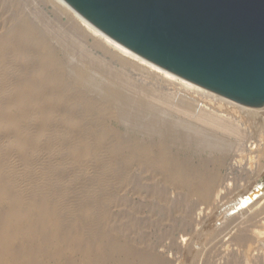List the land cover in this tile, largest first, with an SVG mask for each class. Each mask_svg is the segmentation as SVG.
<instances>
[{"label":"rangeland","instance_id":"374dc122","mask_svg":"<svg viewBox=\"0 0 264 264\" xmlns=\"http://www.w3.org/2000/svg\"><path fill=\"white\" fill-rule=\"evenodd\" d=\"M0 86V166L4 168L0 167V170L3 176H7H4L6 181L10 177L7 188L18 196L22 194L28 203L44 195L52 207H62V216L65 213V217L73 216L78 218L77 222L81 221L80 225L72 226L80 227L87 234L97 229L100 233L96 232V235H101L104 240L99 238L102 240L99 245L98 238L90 241L93 244L90 243L92 246L87 252L96 257L97 264H120L122 258L123 264H264V192L258 205L250 212H235L236 217L231 222L223 216L224 211H217L218 214L211 209L216 201L223 207L232 205L240 194L262 178L264 128L257 129L241 119L245 112L231 110L229 114L223 113L224 108L212 106L218 101L169 85L152 72L125 62L48 0H0ZM26 94L31 98V104L25 103ZM192 94L195 100L202 98L205 102V99L211 106L208 104L206 108L204 103H196L190 98ZM181 96L190 98L192 104L190 115L175 114L180 118V124L184 122L181 128H201L195 121L194 115L198 114L196 104L205 106L207 112L213 108L215 112H210L217 113L215 116L219 119L226 113L221 115L225 123L235 128L234 131L231 128L233 134L217 128L205 129L207 134L216 135L217 140L231 142L228 152L199 148L196 140L190 143L188 150L193 162H207L204 167L209 166L208 172L218 177V188L210 203L198 206L190 219L177 223L176 226L181 228L190 224L184 233H170L163 220L167 205L152 200L155 198L150 192L152 182L149 179L147 195L142 192L141 172L136 160L140 139L137 126L140 118L144 121L153 117V107L174 103ZM44 113L43 118L48 123L44 120L42 124ZM39 124L48 127L42 126V129ZM252 142L259 145L253 150L255 153L251 151ZM215 157L220 158L219 166L211 165ZM37 183L39 187L44 186L40 188L42 194L34 189L38 187ZM32 184L35 185L30 186ZM168 195L174 200L176 192L170 190ZM11 205L0 194V215H6ZM33 211L37 215L42 213L39 209ZM143 220L147 235L145 254L141 253ZM88 221H91L90 226L85 227V224L89 225ZM204 226L213 232L201 240ZM186 239L194 244L189 249L184 246ZM110 248H113L111 253ZM74 256L72 264H87L79 254Z\"/></svg>","mask_w":264,"mask_h":264},{"label":"bare ground","instance_id":"6f19581e","mask_svg":"<svg viewBox=\"0 0 264 264\" xmlns=\"http://www.w3.org/2000/svg\"><path fill=\"white\" fill-rule=\"evenodd\" d=\"M48 1L54 3L63 12L69 14L72 17V19H74L80 26H82L84 28V31H86L93 39L97 40L100 44H103L105 47L112 50L116 55H118V57H120L125 62H128L130 64L138 66L142 70L144 69L148 72L150 71V73L152 72V74L156 75L160 79L167 81L169 85H174V86L177 85V86H179L180 89L185 88V90L187 89V91H190L192 93L194 91L196 93H199L200 95L206 96L207 99L211 98V100H213L214 102L218 101L217 103L212 104V106H213V108L215 107L217 109L219 107H222V109L224 108L223 113L228 112L227 114H229V111H231V110H237L238 113L239 112H245L246 113V114L244 113L245 116H242L243 113L241 114V119L243 118L244 120L249 122L251 125L253 124L254 127H256L257 129L258 128H262V129L264 128V103L261 106H256V107L243 106V105H241V104H239L233 100L227 99L225 97H221V96H219V95H217L211 91L205 90V89L200 88V87H198V86H196V85H194V84H192V83H190L184 79L176 77L175 75L170 74V73L166 72L165 70H162L161 68L151 64L150 62H148L144 59H142L141 57L137 56L133 52L127 50L126 48H124L123 46L118 44L117 42L110 39L108 36H106L105 34L100 32L99 30L94 28L87 21H85L81 16H79L75 11H73L63 0H48ZM26 96H27V98L24 99L26 101L25 103H29L30 101L32 102L31 98L28 97V94H26ZM32 96L33 95H31V97ZM192 96H193V94H192ZM192 96L190 98L192 100L193 99L195 100L196 99L195 96H193V97ZM197 97H199V96H197ZM190 98H188L187 96H181L179 99L176 98L177 101L174 103H162V104H159V105L153 107V110H152L153 117L151 119L149 118L150 120L147 119L144 121H140V119H141L140 118L139 119L140 125L137 126L139 128V129L138 128L137 129L139 131L140 139L138 142V146L136 145L137 146L136 155L138 156V159H136V160H138V166H139V169L141 172V179H142V184H143L142 192L144 194L146 193V191L148 190V187H149V186L147 187V184L149 183V180H150L152 182V185L150 187V192H151L152 197L155 198L152 200L157 199V201L161 202V204L164 203L167 205V210L165 212L163 220L165 221V226L168 228V230H170L169 231L170 233H175V232L184 233L186 231V229L190 226V224L189 225L186 224L184 227L181 228V227L176 226L177 223L179 224V222L182 223L183 220L190 219L191 213L198 206L210 203L211 197H213L215 195V191H217V188H218V181H219L218 177L216 178L214 176L215 173L208 172L207 169L209 166L207 167V165H206L207 168L204 167V164H207V162L205 161L204 164H201V163L198 164V163L193 162V160L191 158L192 154L190 155L189 150H188L189 146H191L190 143L192 141L196 140L199 144L197 146L198 147L200 146L203 149L209 148V149L215 150L217 152H220V151L228 152L229 150H231V147H232L231 142L227 144V143L221 141L220 139L217 140V136L215 134L214 135L216 138L213 137V135L211 136V135L207 134L208 130L206 131L205 129L206 128H211V129L217 128V129H221L222 131L224 130L226 132L227 131L231 132V128H232V131H234L233 127L235 128V126L231 127L230 126L231 124L228 125L227 123H225V119H223L222 116L225 115L226 113L225 114L220 113L222 116L220 115V119H219V116H215V114H217V113L210 112L211 110H213V108H211L209 112L205 111L206 109L203 107H205L208 104L211 106V103H209L205 99H204V101L207 103L203 102L202 98H201L202 100L197 99L195 101H196V103H198V102H201L202 104L204 103L205 106L201 107L200 104H199L200 106L198 104H196V108H197L196 111L198 112V114L194 115V116H196L195 121H197V123H199V125H201V128L195 127L196 129H194L193 125H192L193 127L191 128L190 122H189L190 127H188V129L186 128L187 130L185 128H181L182 127L181 124H183L184 122L183 123L181 122V124H180V118L177 117L175 114H177L178 116H179V114L184 115V116L186 114L190 115L189 111H191V109H192V104H191ZM167 101H169V100H167ZM46 103H48V101ZM29 104H31V103H29ZM156 104H158V102ZM206 108H207V106H206ZM24 109H26V107ZM36 109H37V107H36ZM139 109H141V107ZM20 110H21V108H20ZM49 110H51V109H49ZM54 110H55V108H54ZM207 110H209V108ZM226 110H228V111H226ZM26 111H24V112H26ZM44 111H45V109H44ZM47 111H48V109H47ZM27 112H30V111H27ZM50 112H52V111H50ZM147 112H146V114H147ZM38 113H36V114H38ZM23 114H25V113H23ZM230 114H232V113H230ZM0 115H2V114H0ZM44 115H45V113L43 114V116L41 118L42 124H43V122L45 123V121L48 123V121L43 118ZM141 115H143V113H141ZM144 115H145V113H144ZM144 115H143V117H144ZM24 116H22V118ZM28 117H30V116L28 115ZM37 118H39V117H37ZM144 118H147V117H144ZM1 119H2V117H1ZM18 119H21V118H18ZM25 119H26V117H25ZM188 119L190 120L191 118L188 117ZM227 122H228V120H227ZM42 124H39V125H41V127L47 126V125H42ZM244 125H246V124H244ZM43 127H42V129H43ZM47 127H44V128L46 129ZM244 127H246V126H244ZM38 128H39V126H38ZM182 129H184L186 131L184 132ZM39 130H41V129H38L37 132ZM235 130L237 132V129H235ZM42 131L43 130H41L39 132H42ZM37 132L35 131V133H37ZM183 132H184V134H183ZM210 132H211V130H210ZM226 132H224V133H226ZM51 133H52V131H51ZM231 133L229 135H231ZM37 134H40V133H37ZM41 135L42 134H40V136ZM54 138L56 139L55 136H54ZM197 142H195V143H197ZM256 145L257 144H254L253 142L251 143V146H252L251 151L256 150L257 147H259V145H257V146ZM82 149L85 150V148H82ZM74 150L75 149H73V151ZM85 151H87V150H85ZM85 151H82V153H85ZM262 151H263V149L261 150V154H262ZM74 152H76V151H74ZM253 152L255 153V151H253ZM11 155H12V153H11ZM215 158L213 159V161L211 160L212 163L211 162L210 163H211V165H218L219 166L218 163H219L220 158L219 159H217V158L215 159ZM198 161H200V160L198 159ZM221 163L222 162L220 160V165H221ZM1 164H2V162H1ZM3 165L5 166V164H3ZM1 168H3V167H1ZM30 168H32V167H30ZM42 168H44V167H42ZM48 168H47V170H49ZM216 169H217V167H216ZM1 171H2V169L0 170V194H2L7 200H9L12 203V205L10 206L11 210L6 215H0V264H72V261H71L72 257L74 255H78V254L81 256V258L84 259V261L86 260L87 264H94V263L97 264L98 263V262L96 263V257L90 255L92 253L89 254L90 256L87 253V252H90V245H91L90 243H92L90 241H93V239L96 240V238H98V245H99V243L102 244V240L100 241V239H103V238H100L101 235L98 236L100 232L98 233L97 229H95V228H94L95 230L93 228H92L93 230L88 229L89 231L91 230V233L89 232L87 234L82 229H80V227L77 226L78 227L77 228V227L72 226V224L73 225H75V224L80 225L78 223H80L81 221L77 222L78 218L74 219L73 216H71V215H69V216H71L72 218H70V217L68 218L67 216L65 217L64 216L65 213L62 216V214L60 213V210L62 209V207H61L62 203H61V206H60V204L58 206V207H61L60 209H55L56 204H54L55 208L52 207L44 195H41L37 199V201L32 202V199H31V201L28 203L27 201H25L26 198L24 200V198L22 197L23 196L22 194H21L22 196L21 195L18 196V195L13 193L14 191L11 192L7 188V185H8L7 181L9 180L10 177L6 181L5 177H7V176L4 175L5 176L4 177L2 175L3 172L1 174ZM260 175L262 178L260 180H258L254 186L252 185V188H250L246 192L240 194L239 197L234 201V203H232V205H230V206L228 205L226 207H223L222 206L223 204L219 205V202L216 201L212 204L211 209H213L216 213H218L217 211H219V213L224 211V214L223 213L222 214L226 219L227 218L230 219V221L227 220L229 222L233 221L234 218L236 217V216H234L235 212L244 211V210H246V211L252 210L254 208V206L259 202L258 199L261 196V193L264 192V168L262 170H260ZM11 176H12V174H11ZM43 177H42V179H43ZM38 180H40V179H38ZM12 181H11V184H12ZM32 181H34V180H32ZM32 181H30V182L27 181V182L29 184V183H32ZM147 181H148V183H147ZM9 182H10V180H9ZM260 183H261V185H260ZM26 185H27V183H26ZM33 185H35V184H32L30 186H33ZM37 185H38V187L34 188V189H36V191H39L38 193H41L42 189L40 190V188L44 187V186L41 185L39 187L38 183H37ZM258 185H260V186L258 187ZM52 186H53V184H52ZM56 188H58V186H56ZM170 190H173L174 192H176L174 200L169 199L168 192ZM28 194H30V193H28ZM37 195H40V194H37ZM145 195H147V194H145ZM27 200H29V199L27 198ZM59 202H60V200H59ZM6 203H7V201H6ZM34 209H36V210L39 209L40 211H42V213L40 215H37L36 212L33 211ZM66 210H67V208H66ZM62 211L63 210H61V212ZM154 212H155V210H154ZM239 213H241V212H239ZM156 218H159V217H156ZM75 220L77 223L75 222ZM100 220L102 221V219H100ZM91 221L86 222L89 225L85 224L84 226L85 227L90 226L89 222H91ZM143 222L144 223H143V227H142V235H143L144 241H143V247H142L141 253L145 254V252H146V248H145L146 247V242H145L146 240L145 239H146L147 235L145 234V226H146L145 223L146 222L144 220H143ZM159 222H161V219L159 220ZM84 223H85V221L83 222V224ZM84 226H83V229H84ZM178 226H180V225H178ZM205 226H204L203 234L200 235L201 240L208 238V236L210 235V232H211V230L209 232V229H206ZM89 228H91V227H89ZM96 228H97V226H96ZM96 232L98 233V235H96L97 234ZM104 232H106V231H104ZM102 237H103V235H102ZM192 243H193L192 241L190 242L189 239H186L184 241V246L187 249H189L191 246L194 245V244L192 245ZM95 244L97 245L96 241H95ZM105 245L107 246V242ZM111 245H113V244H111ZM111 245L109 244L110 247L114 248V246H111ZM102 246L103 245H100L99 247H102ZM108 249H109V247H108ZM112 249L110 248L109 252ZM115 250H117V248ZM122 250H123V248H122ZM91 251H92V249H91ZM112 252H114V251H112ZM121 252H123V251H121ZM121 252H119V253L122 254L121 257H123V253H121ZM94 253H96V252L94 251ZM150 253H151V251H150ZM154 255L152 254L153 257H154ZM114 256H118V255L114 254ZM110 257H112V256H110ZM129 258H131L130 254H129ZM137 261H139V259ZM152 261H154V263L156 262V260H152ZM145 262H147V261H145ZM119 263L123 264V258L120 259ZM157 263H161V262L159 260H157ZM136 264H138V263H136Z\"/></svg>","mask_w":264,"mask_h":264},{"label":"water","instance_id":"95a60500","mask_svg":"<svg viewBox=\"0 0 264 264\" xmlns=\"http://www.w3.org/2000/svg\"><path fill=\"white\" fill-rule=\"evenodd\" d=\"M63 1L162 70L243 106L264 103V0Z\"/></svg>","mask_w":264,"mask_h":264}]
</instances>
